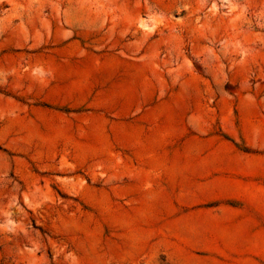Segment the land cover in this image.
<instances>
[{"label": "rangeland", "instance_id": "374dc122", "mask_svg": "<svg viewBox=\"0 0 264 264\" xmlns=\"http://www.w3.org/2000/svg\"><path fill=\"white\" fill-rule=\"evenodd\" d=\"M0 264H264V0H0Z\"/></svg>", "mask_w": 264, "mask_h": 264}]
</instances>
